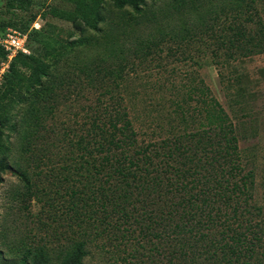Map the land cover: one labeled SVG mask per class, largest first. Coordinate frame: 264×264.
I'll return each mask as SVG.
<instances>
[{
  "label": "rangeland",
  "instance_id": "rangeland-1",
  "mask_svg": "<svg viewBox=\"0 0 264 264\" xmlns=\"http://www.w3.org/2000/svg\"><path fill=\"white\" fill-rule=\"evenodd\" d=\"M76 3L31 0L27 9H8L0 0V32L10 27L29 33L26 53L55 51L42 58L41 83L25 70L24 81L12 88L19 98L4 103L9 120L0 126V263L33 264L32 247L46 245L55 253L41 264H59V245L73 233L67 231V209L56 207L62 192L57 177L73 174L81 162L79 136L93 140L87 121L97 99L124 108L138 138L152 140L170 128L167 113L173 100L186 99L184 84L198 83L229 116L230 135L253 174L251 201L264 212V52L237 54L241 43L208 10H217L221 0H145L137 9L81 0L84 13L75 20L53 15V9L74 11ZM246 25L256 36V23ZM45 28L51 35L38 36L46 39L42 48L30 33ZM7 63L0 54V83ZM112 68L119 75L103 73ZM118 96L120 105L111 104ZM193 103L188 98V110ZM118 255L94 245L81 264H113Z\"/></svg>",
  "mask_w": 264,
  "mask_h": 264
},
{
  "label": "trees",
  "instance_id": "trees-1",
  "mask_svg": "<svg viewBox=\"0 0 264 264\" xmlns=\"http://www.w3.org/2000/svg\"><path fill=\"white\" fill-rule=\"evenodd\" d=\"M112 1L132 9L145 2ZM30 2L6 0V7L27 9ZM80 2L74 11L53 9V15L75 20L84 13ZM208 8L241 43L235 45L242 48L238 55L264 52V0H221L217 10ZM247 22L256 23V36L248 35ZM42 34L49 38L51 30L33 29L30 36L36 40ZM39 37L46 48V39ZM226 39L229 46L235 40ZM255 46L260 51H252ZM0 54L6 57L1 47ZM50 55L55 51H18L10 58L1 74L0 126L9 120L4 103L19 98L12 88L24 81L25 70L33 83H41L37 73L45 71L42 58ZM184 88L186 99L173 100L167 113L170 128L152 140L138 138L124 108L97 99L87 121L93 140L79 136L75 151L81 162L73 174L57 177L62 192L56 193V207L67 209L66 227L73 233L59 245V264H81L94 245L109 254L123 253L113 264H264V212L251 201L253 174L230 135L229 116L198 83ZM188 98L194 100L190 110ZM120 100L118 96L111 104L120 105ZM51 252L46 245L32 247L30 260L49 262Z\"/></svg>",
  "mask_w": 264,
  "mask_h": 264
},
{
  "label": "built area",
  "instance_id": "built-area-1",
  "mask_svg": "<svg viewBox=\"0 0 264 264\" xmlns=\"http://www.w3.org/2000/svg\"><path fill=\"white\" fill-rule=\"evenodd\" d=\"M27 34L16 28L6 27L0 32V47L6 52L7 61L18 51L27 52Z\"/></svg>",
  "mask_w": 264,
  "mask_h": 264
}]
</instances>
